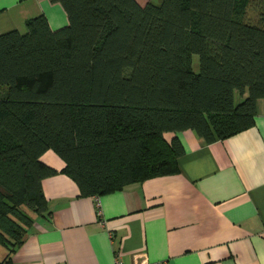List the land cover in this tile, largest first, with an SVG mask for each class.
<instances>
[{
  "label": "trees",
  "instance_id": "1",
  "mask_svg": "<svg viewBox=\"0 0 264 264\" xmlns=\"http://www.w3.org/2000/svg\"><path fill=\"white\" fill-rule=\"evenodd\" d=\"M50 1L67 27L41 16L0 35V264L51 215L47 152L100 197L179 174L185 151L167 134L232 138L264 99V0Z\"/></svg>",
  "mask_w": 264,
  "mask_h": 264
},
{
  "label": "crops",
  "instance_id": "2",
  "mask_svg": "<svg viewBox=\"0 0 264 264\" xmlns=\"http://www.w3.org/2000/svg\"><path fill=\"white\" fill-rule=\"evenodd\" d=\"M41 16L53 31L69 25L60 3L0 0V35H25ZM175 137L185 151L179 174L100 197H82L64 161L43 155L58 171L43 181L51 215L37 218L12 264H264V99L254 126L232 138L166 135Z\"/></svg>",
  "mask_w": 264,
  "mask_h": 264
},
{
  "label": "rangeland",
  "instance_id": "3",
  "mask_svg": "<svg viewBox=\"0 0 264 264\" xmlns=\"http://www.w3.org/2000/svg\"><path fill=\"white\" fill-rule=\"evenodd\" d=\"M248 17H249L253 22L256 21V17H257V15H256V12H255V10H254L253 8H251V9L249 10ZM194 70H195L196 72L199 71V59H198L197 56L194 57Z\"/></svg>",
  "mask_w": 264,
  "mask_h": 264
}]
</instances>
